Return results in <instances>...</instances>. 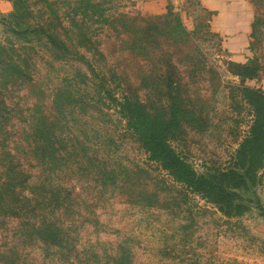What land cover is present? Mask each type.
<instances>
[{
	"label": "rangeland",
	"instance_id": "rangeland-1",
	"mask_svg": "<svg viewBox=\"0 0 264 264\" xmlns=\"http://www.w3.org/2000/svg\"><path fill=\"white\" fill-rule=\"evenodd\" d=\"M12 1L13 12L0 16V264H116L121 246L133 264H264V164L255 182L234 186L254 119L243 87L264 92V0H249L254 21L238 53L198 0H95L96 12L86 0ZM175 16L181 38L135 34L151 21L175 25ZM234 63L257 72L237 75ZM169 74L185 98L172 144L214 180L211 197L151 159L108 98L107 88L168 110ZM63 151L67 164L55 174ZM55 183L71 209L64 195L53 211ZM52 221L70 232L68 242L52 236Z\"/></svg>",
	"mask_w": 264,
	"mask_h": 264
},
{
	"label": "trees",
	"instance_id": "trees-1",
	"mask_svg": "<svg viewBox=\"0 0 264 264\" xmlns=\"http://www.w3.org/2000/svg\"><path fill=\"white\" fill-rule=\"evenodd\" d=\"M86 2L88 3L86 8L92 9L94 12L102 6L95 0H86ZM17 7L18 5L15 8L16 10ZM169 14L173 15V12L170 11ZM120 15L124 16V13H120ZM114 18L115 17L112 16L111 18H107L106 21L111 23L115 20ZM157 19L160 20L161 17H157ZM175 21L176 24L172 25L170 20H164V24H162V26L151 21L150 23L148 22V24L144 25L142 29L134 31L136 35H139L138 39L142 38L141 36L151 30H156L157 32L174 38L181 34L185 35V27L181 18L179 16H175ZM130 28L128 27V29ZM161 29H163V31H161ZM83 35L88 41L86 48L91 50V46L93 44V40L91 38L92 36L86 32H84ZM179 38H181V36H179ZM53 40L55 39H50V42H54ZM60 45L64 49L67 47L65 42L60 43ZM14 68V71L17 73L24 74V70L20 67L14 66ZM92 71H95V69L93 68ZM256 72V65L234 63V73L237 75L252 77L256 74ZM97 74L100 76V82H102L105 75L101 72ZM172 76L173 74H169L163 77V89L165 90V94L168 99L172 100V102L169 103L168 110L164 111L153 109L146 102L139 100L128 93L123 92L121 95H117L114 90L109 88L106 89L108 92V98L116 108L117 112L127 121V124L139 136L142 144L149 152L151 159L157 161L177 182L184 184L194 192L204 193L207 197H211V187L212 185H215L214 180L208 177L205 173L197 172L192 164L175 148L171 141V134H174V132L181 128L180 114L183 113V100L185 99L182 94L183 89L179 80L173 79ZM102 84H106V82H103ZM243 93L245 99L251 105L254 119L252 121L249 134L241 143L240 150L244 153L245 165L241 167L243 170L242 173H238V171L235 172L239 176V181L234 184L235 187L255 182L254 170L260 168L264 164V92L255 87L244 86ZM51 146L53 149H56L54 140H52ZM69 153V151H63L61 154L55 155L56 160L53 163V170L55 174H58L59 170L62 171V168H64L67 164V155ZM248 167L252 168V170L249 171ZM63 186L64 185H58L57 183L53 184V211L62 208V205L64 204V195H67L68 198L70 197L66 207L70 209L73 207L72 197L70 193L65 192V186ZM228 201L231 205L233 202L236 203L238 208L243 204L238 202L236 198L235 200L225 198V202ZM217 202L221 203L220 210L229 215L231 211L229 209H225L223 201L217 200ZM51 230L52 236L56 239L63 241L65 238L67 242L71 239L70 232H66L65 234V230L60 227L57 221L51 222ZM115 260L116 264L134 263L130 248L124 246L120 247V251L115 256Z\"/></svg>",
	"mask_w": 264,
	"mask_h": 264
},
{
	"label": "crops",
	"instance_id": "crops-1",
	"mask_svg": "<svg viewBox=\"0 0 264 264\" xmlns=\"http://www.w3.org/2000/svg\"><path fill=\"white\" fill-rule=\"evenodd\" d=\"M210 12L211 28L225 37L230 52H241L248 45L254 8L249 0H198ZM14 10L12 0H0V16L6 17ZM1 24V23H0Z\"/></svg>",
	"mask_w": 264,
	"mask_h": 264
}]
</instances>
